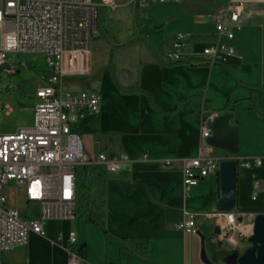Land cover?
Masks as SVG:
<instances>
[{
  "label": "crops",
  "instance_id": "crops-1",
  "mask_svg": "<svg viewBox=\"0 0 264 264\" xmlns=\"http://www.w3.org/2000/svg\"><path fill=\"white\" fill-rule=\"evenodd\" d=\"M236 1L243 8L238 23L230 27L234 38L220 39L236 55L213 67L202 51L219 39L214 17L227 0L150 3L143 9L119 4L131 15L133 32L127 39L111 37L109 54L95 70L100 78L94 89L103 97L100 111L80 115L72 124L88 153H125L131 158L107 175L106 230L85 218L49 220L46 236L31 232L26 246L3 254L4 264H69V250L83 257L81 264H206L201 237L178 227L187 209L212 214L197 217L198 230L213 231L222 221V241L247 248L251 220L229 225L221 215L218 200L226 194L220 190L219 173L187 193L183 184L184 160L228 155L210 145L202 149L201 123L231 109L232 124L239 127L236 157L262 159L260 166L239 167L232 214L264 212V0ZM180 33L186 35L182 60L170 62L166 55ZM167 161L170 166L163 164ZM255 181L260 183L258 201L251 199ZM255 205L260 208L249 210ZM71 232L77 235L72 246ZM129 240L135 242L131 247L146 244V254L132 250L124 255ZM216 240L212 236L206 248L210 258L219 259L218 252L227 248H219Z\"/></svg>",
  "mask_w": 264,
  "mask_h": 264
},
{
  "label": "built area",
  "instance_id": "built-area-1",
  "mask_svg": "<svg viewBox=\"0 0 264 264\" xmlns=\"http://www.w3.org/2000/svg\"><path fill=\"white\" fill-rule=\"evenodd\" d=\"M179 1L132 0L140 9L150 3ZM102 7L115 11L118 4L115 0H0V65L9 61L11 53H30L42 54L49 69L42 76L44 85L36 90L33 124L15 132L0 134V264H4V253L28 244L31 232L46 236L45 225L49 220L77 218L76 176L79 168L101 166L112 174L131 162L125 153H88L80 134L72 127L78 116L95 114L101 109L103 97L100 91L71 90L65 86V82L66 79L91 72L92 42L100 36ZM242 8V3L227 0L226 6L214 17L219 39L202 51L209 66L226 64L236 55L235 48L222 43L220 39L222 35L228 40L234 38L230 27L238 23ZM185 39V34L177 35L172 51L166 55L168 61L182 60L181 47ZM201 132V147L207 150V139L212 135L209 121H202ZM231 159L243 168L262 164L261 158L242 161L229 154H200L196 158L186 159L183 167L185 192L197 186L202 179L219 173L220 163ZM163 164L170 166L171 162ZM10 182L22 188L26 204L38 206L39 219H22L20 211L11 206L5 194ZM259 196L260 183L255 181L251 199L258 201ZM232 212L221 214L226 215L225 220L229 225H242L250 218L253 229L256 214ZM201 215L212 216L205 212L185 210V218L178 225L179 229L185 234H197L196 219ZM217 225L221 229L217 239L222 240V221ZM76 240V233L71 232L69 245L72 246ZM82 262L80 254L69 250V264Z\"/></svg>",
  "mask_w": 264,
  "mask_h": 264
},
{
  "label": "rangeland",
  "instance_id": "rangeland-1",
  "mask_svg": "<svg viewBox=\"0 0 264 264\" xmlns=\"http://www.w3.org/2000/svg\"><path fill=\"white\" fill-rule=\"evenodd\" d=\"M118 7L115 11L104 8L100 17L99 30L101 35L92 42V70L89 75L78 76L66 79L65 86L75 90L81 85L86 90L97 89L99 73L95 70L99 67L100 59H105L109 54V42L113 36L118 39H127L133 29H131V15L122 11L119 4L126 3L131 8L136 7L132 0H115ZM101 11V10H100ZM8 63L13 68V72H0V134L15 132L18 129L29 127L34 120L35 94L38 87L44 85L42 76L49 72L45 57L42 54L11 53ZM78 82L71 86L68 82ZM80 84V85H79ZM221 150H217L219 153ZM96 153L98 151H95ZM108 153V151H106ZM225 155V153H219ZM5 194L11 206L20 211L22 219H39L40 211L38 206L26 204L23 201L22 188L14 182H10L5 188ZM257 205L249 210L259 209Z\"/></svg>",
  "mask_w": 264,
  "mask_h": 264
},
{
  "label": "water",
  "instance_id": "water-1",
  "mask_svg": "<svg viewBox=\"0 0 264 264\" xmlns=\"http://www.w3.org/2000/svg\"><path fill=\"white\" fill-rule=\"evenodd\" d=\"M13 72V68L7 62L0 65L1 71ZM233 113H225L220 116L213 117L210 121L212 131L211 137L208 139L210 146L223 150L230 155L237 156L239 153V127L232 124ZM239 164L236 160H225L220 163V190L226 196L218 201L220 212H232L237 204V185H238ZM242 219H240L241 221ZM201 237V259L206 264H264V212H259L253 221L252 233L246 238L247 248H233L222 240H216V245L227 248V253H220L219 259L210 258L207 252V243L204 233L201 230L197 231ZM221 234L219 225H215L212 231V236L218 238Z\"/></svg>",
  "mask_w": 264,
  "mask_h": 264
},
{
  "label": "trees",
  "instance_id": "trees-1",
  "mask_svg": "<svg viewBox=\"0 0 264 264\" xmlns=\"http://www.w3.org/2000/svg\"><path fill=\"white\" fill-rule=\"evenodd\" d=\"M139 22V21H138ZM101 35V32H100ZM233 113L231 109L227 113ZM107 171L101 166H82L77 171V218H85L103 231L106 230V184ZM219 201V200H218ZM207 245L210 244L212 238V229L203 227L202 229ZM135 244L134 241H126L122 248L123 254L126 252L135 251L142 255L146 254L147 246L131 247ZM222 255L227 252H221ZM220 256L221 254L218 253ZM221 255V256H222ZM121 264H125L124 262Z\"/></svg>",
  "mask_w": 264,
  "mask_h": 264
}]
</instances>
